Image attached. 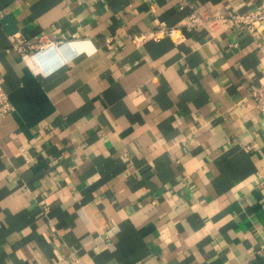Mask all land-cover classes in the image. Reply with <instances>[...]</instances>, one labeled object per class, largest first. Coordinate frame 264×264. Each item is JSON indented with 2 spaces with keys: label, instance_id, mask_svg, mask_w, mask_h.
Listing matches in <instances>:
<instances>
[{
  "label": "crops",
  "instance_id": "0c3cea01",
  "mask_svg": "<svg viewBox=\"0 0 264 264\" xmlns=\"http://www.w3.org/2000/svg\"><path fill=\"white\" fill-rule=\"evenodd\" d=\"M192 7L264 0H0V264H264V26L134 38Z\"/></svg>",
  "mask_w": 264,
  "mask_h": 264
},
{
  "label": "built area",
  "instance_id": "2783aa9c",
  "mask_svg": "<svg viewBox=\"0 0 264 264\" xmlns=\"http://www.w3.org/2000/svg\"><path fill=\"white\" fill-rule=\"evenodd\" d=\"M223 18H229L232 25L245 26L250 31L260 32L264 26V7L261 10H251L248 12L232 11L230 13H209L202 11L197 7H192L183 21L174 24L161 21L156 29L141 32L134 35L136 41L143 40L146 37L158 36H177L181 38L185 35L183 27L192 29L196 26L209 25L214 26ZM63 41L50 36L48 33H42L37 39L33 40L27 36L15 33L12 37L11 48L22 53L35 54L43 52L61 45ZM254 105L264 116V82L255 86L252 91ZM13 109V102L2 82L0 81V118L7 115Z\"/></svg>",
  "mask_w": 264,
  "mask_h": 264
}]
</instances>
